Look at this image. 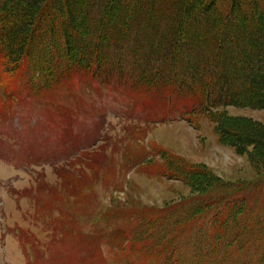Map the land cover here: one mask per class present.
Returning <instances> with one entry per match:
<instances>
[{
	"label": "trees",
	"instance_id": "trees-1",
	"mask_svg": "<svg viewBox=\"0 0 264 264\" xmlns=\"http://www.w3.org/2000/svg\"><path fill=\"white\" fill-rule=\"evenodd\" d=\"M81 80L88 92L118 94L134 108L157 102V124L181 119L198 129L209 121L219 142L248 155L258 171L257 181L234 185L157 146L154 158L140 155L131 165L184 183L191 197L157 209L155 218L113 200L89 212L94 237L110 238L116 252L157 250V264H175L185 242L190 264H264V123L227 109L264 111V0H0L5 116L25 95L47 96L59 109L51 94L72 93ZM69 166L88 187L77 189L61 173L64 191L51 190L57 196L42 215L52 219L58 208L46 221L63 238L83 232L93 181L84 167ZM134 221L144 230L129 227ZM30 238L25 245L36 257Z\"/></svg>",
	"mask_w": 264,
	"mask_h": 264
},
{
	"label": "rangeland",
	"instance_id": "rangeland-1",
	"mask_svg": "<svg viewBox=\"0 0 264 264\" xmlns=\"http://www.w3.org/2000/svg\"><path fill=\"white\" fill-rule=\"evenodd\" d=\"M74 85L72 93L62 90L51 94L59 109L47 96L37 100L25 93L20 104L14 100L15 111L10 117L0 110V264H157V250L112 251L110 238L94 237L95 215L90 214L114 200L125 210H147L152 218L157 209L191 197L184 183L158 176L157 171L149 175L142 165H131L140 155L151 158L157 146L207 167L227 183L257 181L258 171L248 155L222 145L209 121L200 120L198 129L181 119L157 124V102L151 101L147 109L140 104L134 108L132 101L128 103L118 94L88 92L83 80ZM2 100L0 97V105ZM227 109L233 116L264 123V111ZM141 132L146 134L144 139ZM137 136L141 140L134 144ZM99 150L104 153L98 154ZM69 165L84 167L93 181L88 180L92 189L86 196L87 217L79 218L83 232L63 238L56 225L49 223L59 216L58 208L51 212L52 219H42V215L57 196L51 190L64 191L61 186L68 178L63 179L61 173L71 174L77 189L88 187L87 180L78 182L72 176L77 171L72 172L75 170ZM153 226L156 233L157 223ZM129 227L144 230L135 221ZM28 238L33 239L36 257L25 245ZM191 248L186 242L182 244L175 264H190Z\"/></svg>",
	"mask_w": 264,
	"mask_h": 264
}]
</instances>
